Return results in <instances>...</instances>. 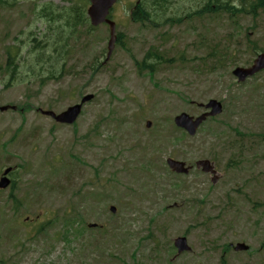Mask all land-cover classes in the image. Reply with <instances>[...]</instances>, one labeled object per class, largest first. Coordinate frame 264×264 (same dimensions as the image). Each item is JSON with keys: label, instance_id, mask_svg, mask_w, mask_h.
<instances>
[{"label": "rangeland", "instance_id": "rangeland-1", "mask_svg": "<svg viewBox=\"0 0 264 264\" xmlns=\"http://www.w3.org/2000/svg\"><path fill=\"white\" fill-rule=\"evenodd\" d=\"M188 1L153 5L154 23L143 25L131 18L137 0H122L112 13L122 42L105 64L107 26H77L55 50L74 22L70 7L84 0H0V108L18 107L0 112V178L16 167L0 193V264H264V73L245 84L232 75L264 42V12L169 22L200 7ZM214 52L227 64L207 70ZM155 53L152 76L144 60ZM88 94L95 99L73 126L37 112ZM212 99L224 114L196 137L176 128L178 115L198 116ZM168 159H210L222 180L177 176ZM178 237L192 252L173 261ZM238 243L250 251L226 250Z\"/></svg>", "mask_w": 264, "mask_h": 264}, {"label": "water", "instance_id": "water-1", "mask_svg": "<svg viewBox=\"0 0 264 264\" xmlns=\"http://www.w3.org/2000/svg\"><path fill=\"white\" fill-rule=\"evenodd\" d=\"M91 3V6L88 10V15L91 18V22L94 26H98L103 23H107L110 26L111 30V40L109 43V56L112 54V51L114 49V45L116 42V36H115V31H116V25L109 21L107 19L109 15L110 9L113 7V5L118 1V0H89ZM264 68V56L260 57L259 60L256 62L255 66L251 70H237L235 74L240 77V79L243 81L248 75H252L253 73L259 71L260 69ZM92 96H88L83 99L82 103H86L90 100H92ZM208 108H213V113L211 114L212 116L218 115L221 113L222 109L221 106L215 102H211ZM7 110V108L5 109ZM82 111V105H77L71 109H69L67 112L63 113L60 116H56L54 113L47 112L45 115H50L54 117L58 122L60 123H67V124H72L74 123L77 118L79 117L80 113ZM205 119V117H202L201 119H198L196 122L193 121V119H190L186 115H182L181 117L177 118L176 122L177 124L182 127L187 129L192 135H194L197 131V128L199 125L202 123V121ZM170 167L178 172V173H188L189 170L184 169V165L180 163H176L174 161H169L168 162ZM199 167H203L205 171H211V167L209 166L208 162H200L198 163ZM11 172V169L7 170L5 173V176L8 175ZM10 182L8 179L4 178L0 182V188L5 189L9 186ZM176 246L179 249V253H183L185 251H189V247L187 245L186 239H178L176 240ZM237 249L240 250H246L247 248L244 246H238Z\"/></svg>", "mask_w": 264, "mask_h": 264}, {"label": "trees", "instance_id": "trees-1", "mask_svg": "<svg viewBox=\"0 0 264 264\" xmlns=\"http://www.w3.org/2000/svg\"><path fill=\"white\" fill-rule=\"evenodd\" d=\"M182 1H184V2H182L183 3L182 6H183V5H185V3L188 0H182ZM168 2H169V0H152V3L150 4L152 6L141 3V5L137 6L135 8V10L132 12L133 22H135V23L138 22V23H142V24L152 23L153 22L152 18L155 17V15H156V12H153V11H155L154 6L155 5L159 6L163 3H168ZM199 2H200V7H198V5H197L196 7L192 8V5H191L190 6L191 11L187 12L184 16H177V17L170 18L169 22H171V23H174V22L182 23L185 19H190L192 17L200 15V10H203V9H206V11L211 10V7L213 5L218 6L222 3H224V0H199ZM170 3L172 4V7L176 4H178L176 2V0H170ZM181 8L182 7H180L178 9V11H176V13H179L181 11ZM239 9H241L240 11H244L246 13L252 14L253 16H257L259 11L264 10V0H243V3H241ZM84 10H85V6L82 4H78V5L75 4L70 8V11L73 14L74 22L72 25H70L72 27H70V31H69L67 36L65 34L61 33L60 40L57 41L55 44V50L58 47V45L61 44L63 41H65V43H67L69 41V39L72 36H74V34L77 31V26L82 27V26L88 24V19L85 15ZM41 12H43L45 14V15H43L44 17H47L46 14H49L51 16L49 21L55 22V19L52 17V15L54 14L53 10H49L48 8H45L44 10H41ZM176 13H173V14H176ZM201 13H203V11H201ZM173 14H170V15L172 16ZM119 41L122 42L121 38ZM57 53L59 54L58 49H57ZM144 66L147 67L148 69L152 68L151 65H148L147 61L144 62ZM151 71H152V69H151ZM60 76L62 77V74Z\"/></svg>", "mask_w": 264, "mask_h": 264}]
</instances>
